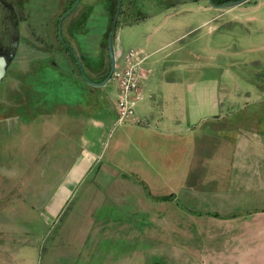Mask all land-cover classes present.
Masks as SVG:
<instances>
[{
	"label": "rangeland",
	"instance_id": "374dc122",
	"mask_svg": "<svg viewBox=\"0 0 264 264\" xmlns=\"http://www.w3.org/2000/svg\"><path fill=\"white\" fill-rule=\"evenodd\" d=\"M14 1L24 18L19 51L0 86V264H117L110 258L133 251L134 240L113 239L111 233L105 236L95 229L111 222L138 225L142 232L154 209H200L204 201L196 196L202 192L193 195L190 189L191 195L185 194L181 184L228 177L236 129L249 126L251 115L264 114V0L236 7H219L213 0H172L165 10L154 6V0L131 6L119 1L122 15L118 14L111 35L114 48L120 30L123 55L145 32L184 35L182 42L152 60L187 46L185 66L179 72L181 94L188 100L189 112L206 117L190 126L183 149L177 146L168 155L163 145L158 156L149 146L136 147V136L138 143L145 141L141 129L136 136L127 132L132 126L153 128L149 120L140 115L151 124H116L117 82L111 78L98 93L89 94L84 75L73 71V58L63 44L65 40L73 52L72 34L64 38L61 33L60 39L58 32V19L73 0L64 10L62 0ZM156 10L159 14L148 26L132 23L134 17L140 21L145 12ZM68 17L69 27L73 16ZM94 18L87 28L105 34L107 17L96 13ZM50 20L53 23L47 25ZM75 31L80 42L78 26ZM146 82L152 90L148 92L145 85L136 110L150 100H162L159 83ZM93 103L100 105L105 117L93 113ZM93 116L103 118L104 127L95 129ZM92 135L94 146L85 141ZM126 141L128 146H120ZM87 148L98 152L99 158L73 188V171ZM170 185L178 198H157L170 194ZM67 187L72 192L63 200ZM127 233L128 229L123 232ZM213 233L206 231L195 242L206 246ZM141 245L146 258L142 264H151L147 259L154 264H186L183 258L176 263L160 262L159 254L150 258L161 246L150 241Z\"/></svg>",
	"mask_w": 264,
	"mask_h": 264
},
{
	"label": "crops",
	"instance_id": "0c3cea01",
	"mask_svg": "<svg viewBox=\"0 0 264 264\" xmlns=\"http://www.w3.org/2000/svg\"><path fill=\"white\" fill-rule=\"evenodd\" d=\"M67 1L62 0V9L66 7ZM119 1L73 0V12L71 13L73 17H70L69 27L67 25L69 17L62 19L60 23L59 19H52L55 22L58 21L59 27H61L62 31L58 30L60 39L61 33L64 34V38H68V34H72L73 52L71 53L67 49V53L73 58V71L81 72L82 77V74L85 73L88 78L96 83L104 82L105 76L112 67L109 40L118 14L122 15L121 10L118 13ZM139 1L121 0L123 4L128 3L130 6L136 5ZM155 5L162 6L161 10H165L163 9L166 8L164 6L169 7L173 3L172 0H154ZM96 13L107 17L108 25L105 27V34H94L91 32V28H87V22L94 20ZM157 14H159L157 10L145 12V15L141 17L142 20L139 21V17H134L132 23L147 24L148 26ZM53 21H47L46 24L50 25ZM77 26L78 32L82 34L79 37L80 42L75 40ZM120 32L117 36L115 54L116 65L123 67L125 55L121 49L122 37ZM183 36L181 33L158 32V30L145 32L138 36V41L133 43L135 45L131 48L143 50V55L146 57L143 66L147 72V77L141 81L143 96L144 87L147 85L146 81L152 79V81L155 80L159 83L163 97L160 102L150 100L146 105L147 107L136 110L138 116L141 115L154 125L153 128L132 126L133 130L129 129L127 132L130 136L132 134L136 136L141 129L145 141L138 143L136 136V147L139 146V150H142L149 146L151 152L156 156H158V151L163 145L166 146L168 155L170 154L168 152L177 146L183 149V140L186 139L185 135L190 131V126H196L199 124L198 120L206 118L205 115L198 116L196 111L189 112L188 100L181 94L183 80L179 72L185 66L182 57L187 46L179 45L176 50L168 52L159 59L152 60L157 53L164 51L173 44L182 42ZM89 43L93 44L88 45ZM35 49L36 52L40 50L39 48ZM120 59L122 60L121 63H119ZM104 86H96L88 82L85 84L89 94L98 93V88ZM146 88L148 92L152 90L149 84ZM153 90L155 89L153 88ZM167 92L171 93L168 94ZM114 102L116 110L117 100ZM91 106L92 109L94 107L93 113L95 115L105 117L100 105L93 103ZM100 117L95 118L93 116L91 119L95 129L105 125L103 118ZM248 119H250L249 126L236 129L234 143L231 145V153L233 152L231 158L233 159L228 177L195 180L192 181L193 185H190V181L186 180L185 183L181 184V189L185 194L189 193L190 189H192L191 194L193 195L202 192L199 197L196 196L200 202L201 199L204 201L203 205L198 207L200 209L196 210L183 206L176 209L173 207H165L162 210L154 209L155 212L151 221L143 226L142 232L138 225L130 224L129 226L126 223L112 224L111 222H106L99 226L100 228L95 229L103 232L105 236L107 233H111L110 237L113 239H125V241L131 239L135 242L133 251L128 250L127 254L110 258L112 259V261L109 260L110 263L142 264L146 262V258L142 255L141 244L144 241L148 243L150 241L154 245L159 244L161 246L160 252L157 249L153 250L155 253L153 256L151 254L150 258L159 254L160 262L164 263H176L183 258L186 264H264V114H253ZM85 141L90 146L95 144L93 135L91 139L86 138ZM127 141L120 146H124V144L128 146ZM185 144L187 145V142ZM172 153L173 151H171ZM81 157L73 171V188L86 177L95 160L99 158V153L87 148L86 156ZM171 157L174 158L173 154ZM196 182L198 183L196 184ZM169 190L170 194L157 198L162 201L168 200L170 197L172 200L178 198L173 186L170 185ZM65 192L67 193L63 196V200L68 198L72 190L67 187ZM117 195L112 194L114 198ZM209 199H212L211 203L208 202ZM60 204L62 206V203ZM161 211L164 212V217ZM158 220H161L160 223ZM126 228L129 233L123 234L127 230ZM206 231H214L210 235V238L213 236L209 241L210 243H205L206 246L204 242L203 245L196 243L197 240L195 239L205 236ZM121 232L122 234H120ZM192 242L196 244H192ZM138 244L140 249L136 248ZM153 261L147 259V263L154 264Z\"/></svg>",
	"mask_w": 264,
	"mask_h": 264
},
{
	"label": "built area",
	"instance_id": "2783aa9c",
	"mask_svg": "<svg viewBox=\"0 0 264 264\" xmlns=\"http://www.w3.org/2000/svg\"><path fill=\"white\" fill-rule=\"evenodd\" d=\"M143 53L141 49H130L124 57V66L116 65L113 71L111 78L117 82L119 89L116 104V124L150 125L136 113V105L138 101L143 99L141 81L147 77V72L143 66L146 57Z\"/></svg>",
	"mask_w": 264,
	"mask_h": 264
},
{
	"label": "water",
	"instance_id": "95a60500",
	"mask_svg": "<svg viewBox=\"0 0 264 264\" xmlns=\"http://www.w3.org/2000/svg\"><path fill=\"white\" fill-rule=\"evenodd\" d=\"M246 1H248V0H234V1L227 2L223 5H220L219 7H234V6L245 3ZM0 3L5 8H8L9 10H11L12 13L14 14L15 32H16V36L13 38L9 50L3 51L0 49V86H1L6 74L8 72L10 65L12 64L13 60L16 57V54H17V51L19 48L20 36H19V21L16 18L17 14L15 11V6H14L13 1L12 0H0ZM115 23H116V21H115ZM111 35H112V33H111ZM109 53H110V57H111L112 67H111V70L109 72L107 79L102 83H96V82L92 81L90 78H88V76L85 73H83L85 79L89 83L96 85V86H104L112 77L113 71L115 70V67H116V54H115V48H114L111 37L109 40Z\"/></svg>",
	"mask_w": 264,
	"mask_h": 264
},
{
	"label": "flooded vegetation",
	"instance_id": "af4514ba",
	"mask_svg": "<svg viewBox=\"0 0 264 264\" xmlns=\"http://www.w3.org/2000/svg\"><path fill=\"white\" fill-rule=\"evenodd\" d=\"M12 1L14 3L15 11L17 14L16 18L19 21V36H20V23H21V20H23V18H24V13L22 14V11H21L20 7H18L17 3H15L14 0H12ZM68 1H70V0H68ZM72 12H73V6H70L68 10H64V13L60 16L59 20L61 21L62 19H65ZM60 21H59V23H60ZM15 36H16V32H15L14 14L12 13L11 10H9L8 8H5L0 3V49L3 51L9 50L10 45L12 43V40ZM63 42H64L63 44L65 45V48L69 49L72 53L71 47L65 41H63ZM19 47H20V42H19ZM18 51H19V48H18ZM18 51H17V53H18ZM16 56H17V54H16Z\"/></svg>",
	"mask_w": 264,
	"mask_h": 264
},
{
	"label": "trees",
	"instance_id": "16d2710c",
	"mask_svg": "<svg viewBox=\"0 0 264 264\" xmlns=\"http://www.w3.org/2000/svg\"><path fill=\"white\" fill-rule=\"evenodd\" d=\"M230 1H234V0H213V2H214L216 5H218V6L223 5V4H225V3H227V2H230ZM108 75H109V73L105 76L104 80L107 79Z\"/></svg>",
	"mask_w": 264,
	"mask_h": 264
}]
</instances>
